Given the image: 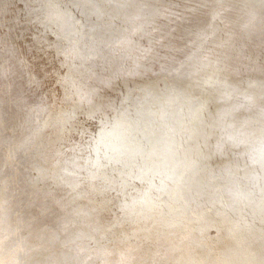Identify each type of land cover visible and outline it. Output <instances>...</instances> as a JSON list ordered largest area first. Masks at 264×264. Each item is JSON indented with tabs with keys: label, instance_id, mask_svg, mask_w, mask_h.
Segmentation results:
<instances>
[{
	"label": "bare ground",
	"instance_id": "1",
	"mask_svg": "<svg viewBox=\"0 0 264 264\" xmlns=\"http://www.w3.org/2000/svg\"><path fill=\"white\" fill-rule=\"evenodd\" d=\"M262 131L259 0H0V264H216L230 202L234 264H259Z\"/></svg>",
	"mask_w": 264,
	"mask_h": 264
},
{
	"label": "snow or ice",
	"instance_id": "2",
	"mask_svg": "<svg viewBox=\"0 0 264 264\" xmlns=\"http://www.w3.org/2000/svg\"><path fill=\"white\" fill-rule=\"evenodd\" d=\"M259 6L262 11H264V0H259ZM99 11V9L97 10ZM35 83V82H34ZM155 135V133H153ZM163 143V139H157L154 143L145 144L142 140H136L132 138L131 140L127 135H121L119 137V146L114 148L113 151L119 153L121 156L125 154L126 150H132L137 155H140L144 158L145 166L148 163L152 164V169H168L170 172H173V175L168 176L169 180L176 179L175 173L179 171L178 165L175 162V155L171 152V149H168L164 155L159 154V145ZM257 143L259 144V148H254V151H258L261 158L264 159V131L261 132V135L258 138ZM105 159L108 160L109 164L112 163L114 157L105 156ZM99 161H97V164ZM116 163H122V160L116 159ZM143 171V168H142ZM157 174H161L157 172ZM68 175H74V173H68ZM184 179L183 175H180L176 182H182ZM165 181L161 180V187L157 189L158 191H163ZM261 223L264 225V201H262L261 205ZM251 227V226H249ZM261 239L264 240V230L261 232ZM249 255L255 258L257 255L259 256V264H264V247L260 249L259 254L254 252H249Z\"/></svg>",
	"mask_w": 264,
	"mask_h": 264
},
{
	"label": "rangeland",
	"instance_id": "3",
	"mask_svg": "<svg viewBox=\"0 0 264 264\" xmlns=\"http://www.w3.org/2000/svg\"><path fill=\"white\" fill-rule=\"evenodd\" d=\"M48 114V112L46 114H44V116H46ZM32 130L34 132V134L36 133V131L38 130V126L36 127V122L32 127ZM7 178H11V177H7ZM31 180V179H30ZM31 183H33V181L31 180ZM254 184L256 185L257 188H261L263 190L264 188V179L262 178H257L254 180ZM34 191V190H33ZM32 192H29L32 195ZM19 194V191H18ZM243 194V191H242ZM239 195L237 194L234 198V205L237 203V201H240L239 199ZM51 199V204L53 205V199L52 197H50ZM229 202H230V198H228ZM241 203V202H240ZM262 205V204H261ZM228 209H230V221L229 224L232 225L233 227V233H231V235H228V232L225 233L224 231L221 232L220 234V241L222 243L223 249L220 255L216 256V260L215 263L216 264H234L235 260L237 259V252H238V248L237 245L235 244L237 235H236V230H237V223L239 224V219L237 217V213H236V209L234 208V206L231 204V202L228 204ZM14 215V213H13ZM64 221L67 223H72V219L69 218V220H67L66 218H64ZM84 224H87L86 222ZM92 232V231H91ZM99 240H101V238H98V236H94L93 233H90L88 235V237L81 239L80 241L74 240L76 242H74L76 245H81L82 247H89L91 246H95L97 247V249H100V254H101V242H99ZM97 241V242H96ZM110 238L104 239V242H108L109 243ZM113 241V239H112ZM110 244V243H109ZM109 252H103V255L101 254L99 259H98V263L99 264H103L104 262V258L105 256H110L108 255Z\"/></svg>",
	"mask_w": 264,
	"mask_h": 264
},
{
	"label": "flooded vegetation",
	"instance_id": "4",
	"mask_svg": "<svg viewBox=\"0 0 264 264\" xmlns=\"http://www.w3.org/2000/svg\"><path fill=\"white\" fill-rule=\"evenodd\" d=\"M4 153L6 155V158L4 159V163L6 167L10 168V172L7 175H3L0 177V182L4 183L6 181L7 176L9 175L10 177H12L14 180L17 178L18 174L16 172L13 173V170L15 169L16 166V160L15 157L13 156V153L9 147V145H5L4 146ZM3 149V148H2ZM9 162V163H8ZM1 213V212H0ZM11 215H13L11 213ZM17 223V220H14ZM15 223V225H16ZM18 254V253H17ZM8 259H12V257L9 256ZM16 259H17V255H16Z\"/></svg>",
	"mask_w": 264,
	"mask_h": 264
},
{
	"label": "water",
	"instance_id": "5",
	"mask_svg": "<svg viewBox=\"0 0 264 264\" xmlns=\"http://www.w3.org/2000/svg\"><path fill=\"white\" fill-rule=\"evenodd\" d=\"M50 39H51V37L50 36H48Z\"/></svg>",
	"mask_w": 264,
	"mask_h": 264
}]
</instances>
